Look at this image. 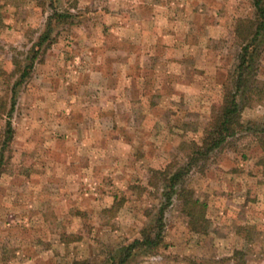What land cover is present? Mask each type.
I'll return each instance as SVG.
<instances>
[{
	"label": "rangeland",
	"instance_id": "rangeland-1",
	"mask_svg": "<svg viewBox=\"0 0 264 264\" xmlns=\"http://www.w3.org/2000/svg\"><path fill=\"white\" fill-rule=\"evenodd\" d=\"M48 5L49 0H0V72L10 73L11 57L44 30ZM110 5L57 2L60 12L74 18L55 28L56 41L35 64L11 120L15 134L0 174V264L101 259L138 237L159 207L162 182L153 171L184 165L190 142H200L235 63V21L252 15L250 0H227L224 12L234 15L230 29L210 40L202 35L199 46L206 49L188 57L187 66L197 67L188 88L177 87L175 69L170 90L127 91L134 96L115 107L118 122L101 121L103 133L85 139L81 132L90 129L88 121L76 125V115L97 113L95 107L115 95L106 89L112 78L101 87L97 76L102 89L86 84L92 55L85 37L97 33ZM115 48L113 40L106 43L109 53L99 60L104 74L113 68ZM255 87L261 101L254 97L241 112L250 127L264 126V55ZM0 97L5 98L1 77ZM199 165L185 186L206 205L204 234L190 230L175 199L164 214V246L134 264H218L235 249L244 250L246 264H264V135L240 132Z\"/></svg>",
	"mask_w": 264,
	"mask_h": 264
},
{
	"label": "trees",
	"instance_id": "trees-1",
	"mask_svg": "<svg viewBox=\"0 0 264 264\" xmlns=\"http://www.w3.org/2000/svg\"><path fill=\"white\" fill-rule=\"evenodd\" d=\"M57 2L58 0H49L45 28L30 48L18 51L17 56L11 57L10 73L4 69L0 72L5 87V98L0 97V111L5 118L0 141V174L3 171L4 152L10 148L15 134L11 120L19 95L31 80L35 64L41 61V57L56 41V33L53 36L55 28L72 24L71 20L74 18L67 10L60 12ZM250 4L252 15L235 21L233 33L238 46L235 63L222 83L221 104L203 129L200 142H190L184 165H169L163 170L153 171V175L162 182L159 207L153 218L143 227L138 237L110 249L101 259H77L68 264H134L137 259L156 255L164 246L165 211L175 199L181 203L190 230L196 234H204L202 227L206 222V205L193 198L192 191L185 186V177L240 132L247 130L256 135H264V126L253 124L250 127L241 121L242 110L251 106L254 97L261 101V91L257 90L255 82L260 59L264 55V0H250ZM115 207L116 204L112 208ZM244 255V250L235 249L228 257L216 263L246 264Z\"/></svg>",
	"mask_w": 264,
	"mask_h": 264
},
{
	"label": "crops",
	"instance_id": "crops-1",
	"mask_svg": "<svg viewBox=\"0 0 264 264\" xmlns=\"http://www.w3.org/2000/svg\"><path fill=\"white\" fill-rule=\"evenodd\" d=\"M108 1L111 5L103 9L104 15L97 33L85 37L92 55L86 84L92 89H100L112 78L106 89L115 95L95 107L97 113L76 115L79 116L73 121L76 125L88 121L90 129L81 132L85 139L103 133L101 121L118 122L115 107L127 96H134L127 91L146 88L170 90L174 83L170 78L175 69L179 77L175 83L177 87L181 90L188 88L190 75L193 77L197 68L189 67L188 57L196 49H206L199 46L202 35L206 34L207 40H210L216 38L217 34H225L234 19V15L228 18V13L224 12L227 0ZM190 33L194 35L189 36ZM111 40L116 43L115 51H112L116 54V60L112 61L110 73L104 74V61L99 60L106 56L104 53H109L106 43ZM100 75L101 87L97 86V76ZM130 100L128 98V103L133 104Z\"/></svg>",
	"mask_w": 264,
	"mask_h": 264
}]
</instances>
